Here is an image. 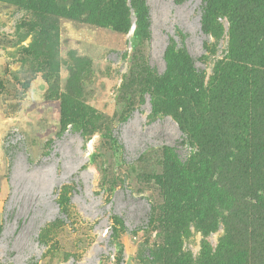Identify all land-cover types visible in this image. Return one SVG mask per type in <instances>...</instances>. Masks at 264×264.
I'll return each mask as SVG.
<instances>
[{"label":"rangeland","instance_id":"374dc122","mask_svg":"<svg viewBox=\"0 0 264 264\" xmlns=\"http://www.w3.org/2000/svg\"><path fill=\"white\" fill-rule=\"evenodd\" d=\"M146 4L148 18L140 0H0V264H206L230 249L229 264L251 261L233 220L184 207L211 201L189 168L198 154L193 170L210 174L217 133L249 127L264 159V89L251 115L235 108L257 68L264 0H221L213 35L204 0ZM186 53L189 83L216 109L200 143L176 120ZM166 157L187 172L172 207Z\"/></svg>","mask_w":264,"mask_h":264},{"label":"trees","instance_id":"16d2710c","mask_svg":"<svg viewBox=\"0 0 264 264\" xmlns=\"http://www.w3.org/2000/svg\"><path fill=\"white\" fill-rule=\"evenodd\" d=\"M140 1V10L144 11V18H148L146 0ZM220 2L221 0H204L201 28L205 35H213L219 32L220 27L216 23V17ZM144 21L148 26L149 21ZM254 49L256 54L252 60L256 62L257 65L253 66L257 68L251 71L250 82L244 81L245 88L240 100L236 101L235 105V108L242 109L246 116L251 115V111L258 104L257 98L260 89H264V35L255 41ZM181 58L183 67L177 68L176 71L179 70L180 72H174V74L184 78L180 88L182 92L186 91V93L181 103L182 114L176 117V120L180 125L184 141L196 142V138L200 143L199 141L202 139L197 137L196 128L200 127L201 132H203L209 128L208 126L211 127V119L205 113L206 108L208 114L211 115L215 113L216 109H211V105H207L204 89H197L189 83L192 59L187 53ZM173 71L168 69L167 75L161 79L162 89H164L165 80L167 77L171 78ZM210 144L213 148L208 156L213 161L210 174L202 175L193 170L199 166L201 161L198 154L192 157L193 162H191L190 168V164L187 167L197 177L195 179L196 190L200 194L209 192L212 195L211 201L204 202L199 198L193 199L189 205H185L184 210L187 213L193 210L199 213V210L196 209L205 203L207 208L212 207L214 216L216 213H220L221 218L233 220L240 234L251 247V261L249 256L246 259L239 257V261L233 264H264V254L258 247L264 235V159L259 162V145L256 140L254 141V136L251 135L249 127L245 125L241 126L240 132L234 134L228 133L227 136H219L217 133L216 137L211 139ZM185 173H187L185 164H178L176 159L172 161L171 158L166 157L162 177L165 185L166 204L170 207L178 203L175 191ZM207 217L210 220L213 215L208 214ZM230 250L226 252H219L218 250L215 253L210 251L206 264H229L230 259L235 255V253L228 255Z\"/></svg>","mask_w":264,"mask_h":264}]
</instances>
